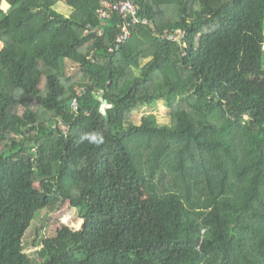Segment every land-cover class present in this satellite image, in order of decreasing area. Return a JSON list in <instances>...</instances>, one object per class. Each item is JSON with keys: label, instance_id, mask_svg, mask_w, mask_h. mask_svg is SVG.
<instances>
[{"label": "trees", "instance_id": "trees-1", "mask_svg": "<svg viewBox=\"0 0 264 264\" xmlns=\"http://www.w3.org/2000/svg\"><path fill=\"white\" fill-rule=\"evenodd\" d=\"M77 1L0 0V264H264V0H133L112 53L120 17ZM63 203L81 227L30 258Z\"/></svg>", "mask_w": 264, "mask_h": 264}, {"label": "rangeland", "instance_id": "rangeland-1", "mask_svg": "<svg viewBox=\"0 0 264 264\" xmlns=\"http://www.w3.org/2000/svg\"><path fill=\"white\" fill-rule=\"evenodd\" d=\"M6 5V3H2L0 7L5 10L7 9ZM59 6L58 12L64 16H68L73 10L78 8L79 4L76 0H60ZM104 106L105 103H102V107ZM147 114L154 115L160 124H169L170 122L168 110L161 101H158L150 107L140 108L134 112L133 121L138 124L141 117ZM62 181H64V178ZM47 213L43 206L39 207L35 218L31 222L30 228L20 242V246L27 251L30 258L37 256L41 241L49 235H53L54 233L59 234L60 230L64 227L78 230L82 225L78 211L72 204L63 203L55 212Z\"/></svg>", "mask_w": 264, "mask_h": 264}, {"label": "built area", "instance_id": "built-area-1", "mask_svg": "<svg viewBox=\"0 0 264 264\" xmlns=\"http://www.w3.org/2000/svg\"><path fill=\"white\" fill-rule=\"evenodd\" d=\"M100 20V26L107 25L106 20H109L113 15H117L121 19L120 32L115 36L113 46L109 48V52H114L122 44H125L130 38V30L135 26L147 25L148 20L138 16V8L133 0H104L100 8L96 12ZM91 27L88 26L85 31L88 33ZM97 34H102V29H97ZM185 37V32L176 30L172 33L165 34L164 38L168 41L182 44ZM264 50V46L262 47Z\"/></svg>", "mask_w": 264, "mask_h": 264}]
</instances>
